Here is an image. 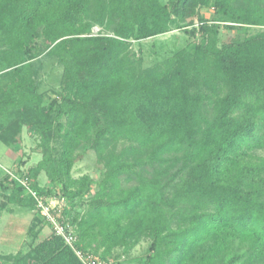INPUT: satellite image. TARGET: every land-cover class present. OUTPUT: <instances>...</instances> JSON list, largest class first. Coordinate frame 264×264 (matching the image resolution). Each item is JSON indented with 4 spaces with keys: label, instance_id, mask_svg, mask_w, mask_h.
<instances>
[{
    "label": "trees",
    "instance_id": "1",
    "mask_svg": "<svg viewBox=\"0 0 264 264\" xmlns=\"http://www.w3.org/2000/svg\"><path fill=\"white\" fill-rule=\"evenodd\" d=\"M211 4L217 19L200 17ZM221 23L264 27V0H0V140L17 146L24 128L39 137L28 175L40 194L67 198L79 247L125 264L147 238L138 264H264V159H242L264 148V29L219 47ZM174 29L201 41L145 66L134 42ZM43 57L63 66L49 106ZM81 149L104 166L96 191L88 175L72 178ZM42 172L62 189L40 185ZM0 187L35 209L17 180ZM0 264L83 263L53 231Z\"/></svg>",
    "mask_w": 264,
    "mask_h": 264
},
{
    "label": "rangeland",
    "instance_id": "2",
    "mask_svg": "<svg viewBox=\"0 0 264 264\" xmlns=\"http://www.w3.org/2000/svg\"><path fill=\"white\" fill-rule=\"evenodd\" d=\"M91 5L95 6V0H91ZM217 13L214 4L200 9V17L214 20ZM197 23V20H196ZM198 25V24H197ZM264 27H256L251 32H245L239 28H228L221 23L218 38L219 47L231 42L244 40L249 34H255ZM102 31V26L95 24L93 33ZM202 34L200 32L194 35L185 33L183 30L174 29L157 37L145 39L141 42H134V48H142V58L145 66H150L157 61L169 57L175 51L188 47L191 44L200 43ZM36 68L39 70V91L44 94V103L49 106L51 101L61 90V81L63 76V66L59 64L55 57H43L36 61ZM206 112L212 115L210 103H206ZM78 157L71 169L73 179L88 175L94 180L92 190H97V182L104 177V166L97 160L94 150H80ZM42 153L39 146V137L24 128L22 139L17 146H7L0 140V181L8 175L9 171L23 170L27 172L31 167L37 165L41 160ZM242 159L258 162L264 159V148L255 147L248 150ZM38 183L44 187H52L56 191L62 189V183H51L45 172L39 176ZM79 185H72L71 190H75ZM11 191H3L0 187V205L5 208L0 209V261L3 257L9 255H25L35 248L39 243L50 239L53 236V229L50 225L38 221L36 210L30 206H22L10 202ZM204 200V199H203ZM205 201V200H204ZM3 206V207H4ZM182 205L181 207H184ZM188 206V205H186ZM210 205H202V209H208ZM190 207V206H189ZM86 206L74 207L72 213L75 216L85 213ZM181 225L180 221H174L173 227ZM150 240L144 238L132 251V259L126 260L125 264H138L134 258L145 257L149 253ZM121 249L116 248L114 254H121Z\"/></svg>",
    "mask_w": 264,
    "mask_h": 264
},
{
    "label": "built area",
    "instance_id": "3",
    "mask_svg": "<svg viewBox=\"0 0 264 264\" xmlns=\"http://www.w3.org/2000/svg\"><path fill=\"white\" fill-rule=\"evenodd\" d=\"M10 179H15L21 183L26 192L35 201L36 211L48 222L54 233L65 240L83 264H118L114 258H104L101 255L84 250L77 245L78 232L74 224L66 217L65 211L69 208V202L65 196H46L40 194L33 186L34 179L28 175V171H9Z\"/></svg>",
    "mask_w": 264,
    "mask_h": 264
}]
</instances>
